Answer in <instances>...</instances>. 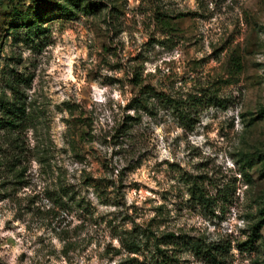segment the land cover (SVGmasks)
Instances as JSON below:
<instances>
[{
	"label": "rangeland",
	"instance_id": "obj_1",
	"mask_svg": "<svg viewBox=\"0 0 264 264\" xmlns=\"http://www.w3.org/2000/svg\"><path fill=\"white\" fill-rule=\"evenodd\" d=\"M0 264H264V0H0Z\"/></svg>",
	"mask_w": 264,
	"mask_h": 264
},
{
	"label": "trees",
	"instance_id": "obj_2",
	"mask_svg": "<svg viewBox=\"0 0 264 264\" xmlns=\"http://www.w3.org/2000/svg\"><path fill=\"white\" fill-rule=\"evenodd\" d=\"M140 101H138V103H139Z\"/></svg>",
	"mask_w": 264,
	"mask_h": 264
}]
</instances>
